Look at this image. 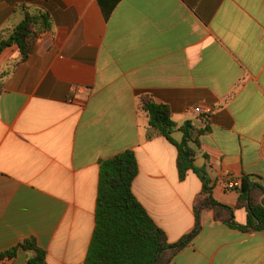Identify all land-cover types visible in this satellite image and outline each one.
Instances as JSON below:
<instances>
[{
    "label": "crops",
    "instance_id": "obj_1",
    "mask_svg": "<svg viewBox=\"0 0 264 264\" xmlns=\"http://www.w3.org/2000/svg\"><path fill=\"white\" fill-rule=\"evenodd\" d=\"M39 11L50 28L26 58L17 45L0 53V253L35 238L45 264H84L100 162L126 150L138 164L132 192L167 240L193 228L202 182L192 170L179 178L166 137L147 138L143 98L167 106L176 128L201 131L193 164L244 224L223 177L248 178L264 195V0H0V31ZM200 217L170 264H264L263 232L212 210Z\"/></svg>",
    "mask_w": 264,
    "mask_h": 264
},
{
    "label": "trees",
    "instance_id": "obj_2",
    "mask_svg": "<svg viewBox=\"0 0 264 264\" xmlns=\"http://www.w3.org/2000/svg\"><path fill=\"white\" fill-rule=\"evenodd\" d=\"M49 28L48 12H25L24 18L12 30L8 33L0 31V53L7 47L17 45L21 59L26 58L38 33ZM141 110L147 117V138L162 135L176 146L179 178L184 179L187 172L192 170L202 182L201 192L194 204V226L176 242L167 240L164 230L132 192L138 164L134 151L126 150L100 162L95 225L84 264H170L172 258L199 233L203 210H212L215 219L243 232L264 233V195L260 186L248 178L241 179L236 206L245 207L247 218L244 224H237L233 208L215 200L209 178L193 164L194 150L189 142L198 146L197 136L201 131H195L190 122L176 128L169 109L163 104L143 98ZM175 128L182 132L180 142L174 141L170 135ZM18 249L27 254L25 264L46 263V252L37 245L35 238L20 241L1 252L0 258L14 257Z\"/></svg>",
    "mask_w": 264,
    "mask_h": 264
},
{
    "label": "built area",
    "instance_id": "obj_3",
    "mask_svg": "<svg viewBox=\"0 0 264 264\" xmlns=\"http://www.w3.org/2000/svg\"><path fill=\"white\" fill-rule=\"evenodd\" d=\"M193 111L197 114H204V112H206L207 110L201 108L200 106H196L193 108ZM223 181L225 182L227 188L238 189L240 186V180H237L230 175H225L223 177Z\"/></svg>",
    "mask_w": 264,
    "mask_h": 264
}]
</instances>
